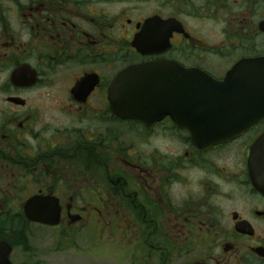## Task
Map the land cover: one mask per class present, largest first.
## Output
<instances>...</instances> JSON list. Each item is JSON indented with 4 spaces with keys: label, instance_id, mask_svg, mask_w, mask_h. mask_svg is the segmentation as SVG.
Returning <instances> with one entry per match:
<instances>
[{
    "label": "flooded vegetation",
    "instance_id": "flooded-vegetation-1",
    "mask_svg": "<svg viewBox=\"0 0 264 264\" xmlns=\"http://www.w3.org/2000/svg\"><path fill=\"white\" fill-rule=\"evenodd\" d=\"M264 58V0H0V264H264L251 146L118 117L136 65L220 81Z\"/></svg>",
    "mask_w": 264,
    "mask_h": 264
},
{
    "label": "water",
    "instance_id": "water-1",
    "mask_svg": "<svg viewBox=\"0 0 264 264\" xmlns=\"http://www.w3.org/2000/svg\"><path fill=\"white\" fill-rule=\"evenodd\" d=\"M113 87L123 101L114 107L119 116L151 122L169 116L207 146L230 142L264 119V58L240 62L221 81L165 62L137 65ZM248 165L264 194V134L252 145Z\"/></svg>",
    "mask_w": 264,
    "mask_h": 264
}]
</instances>
